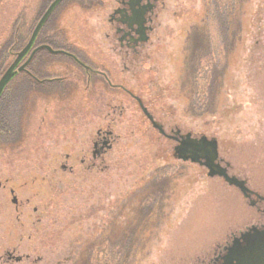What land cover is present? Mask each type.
<instances>
[{"label": "rangeland", "instance_id": "rangeland-1", "mask_svg": "<svg viewBox=\"0 0 264 264\" xmlns=\"http://www.w3.org/2000/svg\"><path fill=\"white\" fill-rule=\"evenodd\" d=\"M34 1L0 0L2 74L15 60L12 40L28 44L31 20L41 13ZM189 1L166 5V21L139 56L115 52L97 18L94 24L93 14L80 10L62 15L67 41L61 44L106 62L113 84L132 88L162 125L216 140L231 174L264 196V0H219L230 13L226 45L239 36L226 55L217 8L207 17L209 0ZM190 25L209 34L208 58L188 55ZM49 72L73 76L76 66L59 59ZM26 83L25 75L14 79L0 101V264H207L234 236L264 225V215L236 187L175 160L170 144L121 90L112 91L108 116L113 148L96 171L81 167L92 131L87 122L75 129L79 92L62 102L30 94ZM106 114L98 103V127ZM56 115L63 117L58 129ZM68 155L75 168L64 173Z\"/></svg>", "mask_w": 264, "mask_h": 264}, {"label": "flooded vegetation", "instance_id": "flooded-vegetation-1", "mask_svg": "<svg viewBox=\"0 0 264 264\" xmlns=\"http://www.w3.org/2000/svg\"><path fill=\"white\" fill-rule=\"evenodd\" d=\"M35 1L32 4L34 7L33 9L35 11H40L41 13L34 14L33 19L31 20L33 29H31L29 37L30 39L43 16L57 0H37L39 1L38 5L35 3ZM171 1L172 0H61L45 22L37 37L35 45L20 64V66H22L30 58L31 54L35 50H39L34 55L32 61L27 65L25 71L19 73L17 77L20 74H25V77L27 78L26 84L30 94L41 92L47 95V97L51 96L56 98V100H61L62 102L70 101L69 99H66V97L74 90L77 93L79 92L80 97L78 99V105L81 107L80 111L83 114L81 113L77 116V124L75 129L78 130L80 125L82 126L85 124V122H87L89 130L92 131L88 135V144L86 145L84 151L85 157L80 162L81 167H84L89 171H96L100 161L103 160L105 156H107L108 152L114 146L115 137L112 127L109 124L108 116L110 114L109 111H111L114 106L112 91L121 90L124 95H126L128 98H131L132 101L135 102L145 121L150 124L152 130L158 134V137L165 139L170 144V152L175 160L196 164L200 168L206 170L210 176L213 169L208 167L207 158L210 156L205 149L207 147L204 146V143L208 144L214 142L217 146V160L215 161L214 165H219L220 167L226 169L229 176L238 178L237 176L231 174L230 166L220 159L218 142L216 140L210 139L204 134L194 133V131L191 129L184 132V130L178 126L162 125L161 122L156 119V116L152 113V111L148 109L143 100L136 95V92L133 91L132 88H129L128 86L126 87L124 84H113L112 73L108 69L109 67L106 62L91 60L90 58L84 56V54H81L79 51L75 50L72 52L67 50L70 49V47H66L65 45L61 44L62 42L67 41V39H65L64 31L60 28V26H62V15L67 10H80L85 14H93V16H91V21H93L94 24L95 18H97V27L102 28L101 31L104 32L103 35L105 36L106 40L111 41L114 44L112 49L115 52L121 55L124 59H128L133 56H139L146 45L151 41L156 25H162L166 21V19H164V10L167 8L166 5ZM188 4L192 5L193 1L190 0ZM211 8H217V10H212L214 12L216 11L215 14H217V19L220 20L218 21V26L221 30L220 33L222 37L221 47L225 55L229 54L235 48V46H233V41L237 40V37L239 36L235 32L233 34L234 40L226 45V40L229 38V35L227 38H224L223 36L225 35V32L228 33L230 31V26L227 23L230 13L225 14V12L220 7L219 0H209L204 11L207 17L210 13V10L208 9ZM191 10L192 9H190V11ZM236 10L237 9H235V11ZM191 13L193 12L191 11L189 15ZM99 17L101 18L98 19ZM188 28L191 32L186 41L188 55L192 59L200 58L202 60L208 58L212 52H210L211 48L209 43V34L205 33L204 30L198 26L190 25ZM46 47H50L54 52L59 53H52L47 50ZM71 48L74 49L73 47ZM23 49L18 52H12V55L15 56V59L17 58L18 54L23 51ZM41 52H44L47 55H42L40 60L35 62V58ZM50 56H54L56 58L61 57L63 58V61H69L71 64L76 66V75H67L72 78L71 81H67L68 77L66 75L59 77L57 76L59 73L49 72V68H53V63L55 62L51 60ZM192 66L190 68H192ZM81 85L84 87L83 94L80 92L82 91ZM98 90L102 92L100 99H97ZM76 92H74V95L77 94ZM98 103L106 107L107 113L105 116L106 123L101 127H98L96 120ZM86 106L90 108L88 115H86ZM51 112L54 111L51 110ZM70 112L71 111H69V113ZM56 117L58 119V122L56 123L58 126H56L54 129H58L60 127L59 123L63 118L57 115ZM72 119L74 121L76 120V117ZM66 127L68 126H65V129ZM70 128L72 129V127ZM66 133L68 136H71V132L66 131L65 134ZM196 158H198V161L194 163L193 160ZM66 159V164L61 167L62 171L64 173L73 172L75 166H69L71 156L68 155ZM246 187L248 188L247 184ZM237 189L251 204V206L256 207L258 211L264 215V196H261L248 188L250 193H247L248 197H245L242 191L239 188ZM11 194L13 196L12 203L16 209L19 210L20 204L18 198L15 196V192L13 190L11 191ZM250 230L251 228L249 230L247 228L246 230L240 232L238 236H234L232 238L233 240L231 242V247L236 240H240L242 235ZM109 232L110 230L107 233ZM229 249V246L225 247L222 252V254L224 253L223 255H216L215 258L209 260L207 264H221V259L228 255ZM6 256L11 259L14 258L12 253L9 252L6 254Z\"/></svg>", "mask_w": 264, "mask_h": 264}, {"label": "water", "instance_id": "water-1", "mask_svg": "<svg viewBox=\"0 0 264 264\" xmlns=\"http://www.w3.org/2000/svg\"><path fill=\"white\" fill-rule=\"evenodd\" d=\"M60 1L61 0H57L51 6V8L46 12V14L43 16V18L35 28L34 33L31 39L29 40L28 44L26 45V47L23 49L21 53L18 54L15 61L11 64L8 70L1 77L0 100L8 85L17 77L19 73L25 71L27 65L32 61L34 55L39 50V49L35 50L31 54L30 58L22 66H20L23 60L27 57L28 53L32 50L42 27L44 26L45 22L51 15L52 11ZM46 49L52 53H56V54L59 53V52H54L50 47H46ZM204 146L207 147L205 149L210 156L209 158H207L208 167H210V169H213L210 176L220 177L224 179L227 184L239 188L242 191V193L245 195V197H248L247 193H250V191L246 187L245 182L229 176L226 169L220 167L219 165L218 166L214 165L215 161L217 160L216 144L214 142L208 144L204 143ZM197 159L198 158L193 160V162L196 163L198 161ZM221 264H264V228L261 230H258L257 228H252L250 231L242 235L240 240H236L232 245V247H230L228 251V255L221 259Z\"/></svg>", "mask_w": 264, "mask_h": 264}, {"label": "trees", "instance_id": "trees-1", "mask_svg": "<svg viewBox=\"0 0 264 264\" xmlns=\"http://www.w3.org/2000/svg\"><path fill=\"white\" fill-rule=\"evenodd\" d=\"M12 47H13V49H12ZM10 49H9V51H11V49H12V51H21L22 49H23V47H22V40H16V39H13L12 40V42H11V44H10V47H9ZM67 50H69V51H72L71 49H67ZM42 55H47L46 53H44V52H41L36 58H35V62L36 61H38V60H40V57L42 56ZM50 58H51V60H53V61H58L59 59H63V58H61V57H59V58H56V57H54V56H50ZM1 67V66H0ZM188 72L191 74V72L193 73V70H188ZM195 72H196V70H195ZM3 76L4 74H2V73H0V76ZM23 75H25V74H20L19 76H23ZM1 76V77H2ZM18 76V77H19ZM1 79V78H0ZM13 83V82H12ZM165 179H168V178H165ZM163 201H165L164 199H162V202ZM253 228H257L258 230H261V229H263L264 228V225L261 227V228H258V227H253ZM252 229V228H251Z\"/></svg>", "mask_w": 264, "mask_h": 264}]
</instances>
